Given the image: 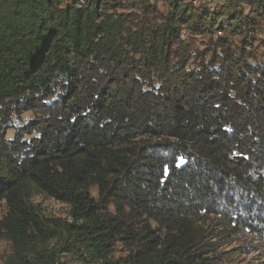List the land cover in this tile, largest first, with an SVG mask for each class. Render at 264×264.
I'll return each mask as SVG.
<instances>
[{"label": "trees", "instance_id": "1", "mask_svg": "<svg viewBox=\"0 0 264 264\" xmlns=\"http://www.w3.org/2000/svg\"><path fill=\"white\" fill-rule=\"evenodd\" d=\"M152 1L0 0L3 264H231L264 246V57L248 52L264 0L228 19Z\"/></svg>", "mask_w": 264, "mask_h": 264}, {"label": "rangeland", "instance_id": "2", "mask_svg": "<svg viewBox=\"0 0 264 264\" xmlns=\"http://www.w3.org/2000/svg\"><path fill=\"white\" fill-rule=\"evenodd\" d=\"M125 1L127 3L130 0H125ZM135 1H138V0H135ZM145 1L151 2V4L153 3L152 0H145ZM242 1L244 0H234V3L230 4L231 8L226 6L230 2V0H210L209 3H205V4H202L200 0H195V5L197 7L204 6L206 10H211V11H216V12H223L224 10L226 11V18L227 17L230 18L236 12L237 13L243 12L244 15L245 14L251 15L252 9L249 6H247L246 4L243 7L240 6L242 4ZM222 26H223V31L215 32L214 35L212 36L213 38L229 36L230 31L228 30L227 23L225 22ZM184 35L185 36L187 35L185 31H184ZM209 39H210V36L208 37L202 36L198 38V41H201V43L204 41L206 42V44H208L210 43ZM258 39L260 40V42H256L255 43L256 47L249 48L248 52H253L252 54H258L259 57H264V49L262 48V46L259 47L261 41L264 43V26H262V30L259 31L258 33ZM206 47L208 48V45H206ZM32 118H33V114L31 112L21 115L19 119L14 118V120L11 123H9L6 127V130H8V137L11 138L13 136V133H14L13 126H17L20 123L25 124L27 120H31ZM93 194L95 197L98 198V193L96 190H94ZM36 202L40 205L42 212L48 217H62V218L68 217L69 208L61 203H58L54 200H49L43 197L37 198ZM4 207H5L4 205L3 207H0V219L6 213ZM250 244L254 245L256 243L251 242ZM258 246L259 247L257 251H253L250 253H246L245 255L238 256L237 258L234 259V261L231 264H264V246L262 245H258ZM11 253H12V244L7 240L1 241L0 242V264H3L5 259L9 255H11ZM127 254L128 252L126 251V249L121 244H118L115 254L113 256L114 262L123 261L126 258ZM64 261L68 262V264H74V262L69 258L64 259ZM222 264H230V263L223 262Z\"/></svg>", "mask_w": 264, "mask_h": 264}]
</instances>
